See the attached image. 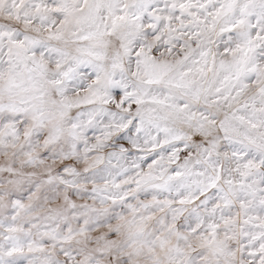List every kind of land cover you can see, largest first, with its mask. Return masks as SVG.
<instances>
[{"label": "snow or ice", "instance_id": "obj_1", "mask_svg": "<svg viewBox=\"0 0 264 264\" xmlns=\"http://www.w3.org/2000/svg\"><path fill=\"white\" fill-rule=\"evenodd\" d=\"M0 264H264V0H0Z\"/></svg>", "mask_w": 264, "mask_h": 264}]
</instances>
